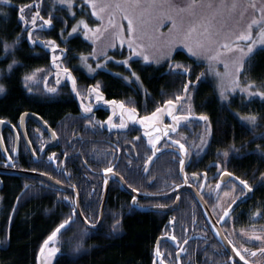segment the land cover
<instances>
[{
  "label": "flooded vegetation",
  "instance_id": "af4514ba",
  "mask_svg": "<svg viewBox=\"0 0 264 264\" xmlns=\"http://www.w3.org/2000/svg\"><path fill=\"white\" fill-rule=\"evenodd\" d=\"M56 70L64 74L62 69ZM103 70L106 69L99 72ZM99 72L96 71V74ZM52 73L53 69L45 71L44 79L46 81L42 83V88L45 87V89L43 88L44 96L46 98L49 96L50 101L53 102H70L75 109L64 113L65 119L63 118L62 121L58 119L54 123L47 117L31 111L23 112L16 121L0 118L12 125V127L7 126L1 130V139L5 145V150H3L0 144V150L4 157L0 161L1 167L14 166L18 169L32 170L50 176L60 185L41 178H32L38 179L40 184L53 191H59L62 194L61 199L69 194L72 195L75 207L78 198L79 209L83 216H87L86 212L89 213V211L81 208L82 202L84 204L92 203L95 198L96 184L103 180L102 194L100 193L99 197H96L101 200V216L102 204L106 196L107 182L105 183V181H108L104 169L114 166V173H119L117 176L123 177V179L116 178L111 181L105 209L109 196L115 188L121 189L123 192L119 193L124 195L130 203L129 205L122 204L123 207H134L135 210L140 211L149 209L167 216L170 231L167 233L163 231L159 237L164 236L166 237L165 242L176 244L177 250L160 257L159 264L161 262L162 264H233V261L236 264H245V260L248 264H264V253L259 251L264 248V178L260 176L264 172V146L239 145L234 147L237 153H234L233 159L231 158L230 164L227 165L222 162L223 156L220 157L219 153L214 156L209 155L211 147L208 148V151L197 156L187 143L177 137L178 133L185 132L189 123L201 122L200 124H202L205 122L199 119L201 115L207 116V114L202 108L198 110L197 96L192 104H195L194 112L184 111L183 105L186 101L184 99L179 104L180 108L177 113L181 116L192 113L198 118L191 115L192 118L188 119L189 122L173 131L171 129L176 127V122L172 121V125H170L171 119L167 116L162 121H159L160 117H157L147 124L138 122L144 116L151 115L155 111L156 107L150 106L151 102H155L152 99L110 97L104 90L103 80L98 77V80L91 81L95 75H90V71L86 69L81 74L75 73L76 91L80 93L76 98L78 102V106H76L73 99V96L77 95L76 91L69 88V85H72L71 80L66 76H60L64 82L56 83ZM96 84H99V91L102 93V99L99 101L96 100V93L92 91ZM199 84L200 81L193 82L191 87L196 86L198 89ZM49 88H56V91L49 92ZM198 90L196 95H198ZM108 101L116 103H108ZM121 102L124 103L125 108L136 109L134 120L128 119L127 111L121 116ZM84 107L92 108V112L86 113ZM25 113L36 114L41 119L30 116L22 122V115ZM109 117H112V123L115 124H119L123 119L128 127L125 129L111 127L107 123ZM89 118H91L92 124L88 123ZM73 119L88 123L90 132L88 133L86 125L81 127L85 131L81 130L74 124ZM254 134L262 138L264 131L256 130ZM99 135H103V144L99 141ZM136 137L140 139L137 140ZM156 138H159V143L155 148L159 151H155L153 156L154 149L150 139L155 140ZM176 140L185 144L188 150L186 155L174 143ZM261 142H264V139ZM23 148L27 151L25 159L31 156L36 161L42 160L45 171L15 165V160H17L15 157L21 155L20 152ZM224 149V147L216 148L219 152ZM84 153L88 154V161L83 158ZM53 154H55V158L49 159ZM65 154L67 155L65 156ZM243 157L253 160L261 159L258 164L259 167H262L260 171L257 172L254 167L248 172H242L239 163L240 158ZM149 158H151V163H146ZM180 159L185 161L183 172L179 170ZM145 167L147 171H144ZM224 171L231 172L232 176L222 177ZM77 173L81 175L77 183H74L73 177L75 178ZM91 174H97L101 178ZM84 177L88 181L89 189H92V195L89 191L88 197L82 198L79 190L85 187L82 184ZM240 180L247 181L253 190L248 192L247 189H244L243 185L239 183ZM159 182L162 184L156 188ZM217 184H220V188H216ZM174 191L175 193H172ZM225 192L228 193L227 196L224 195ZM64 193L66 195H63ZM165 194L169 195L157 197ZM144 195H149V197ZM199 195L209 207L210 216L203 201L199 199ZM177 196H179L178 200ZM157 205H164L162 208H168V210H159ZM84 207L86 206L84 205ZM229 207H231L230 216L224 217L223 222H220L223 210ZM257 211L261 213L259 216L254 215ZM212 221L217 222V229ZM175 229H180V232L184 233L183 239L175 235ZM219 230L222 235L224 234L228 243L231 241L229 244L233 252L224 245ZM253 234L261 236L262 239H254ZM173 235L177 238L175 241L171 239ZM184 240H187V244L183 243ZM181 248L184 251H181ZM245 249L248 251H244ZM237 250L245 257V260H240L236 255ZM251 252H256L257 255L251 256ZM198 254L200 260L196 258Z\"/></svg>",
  "mask_w": 264,
  "mask_h": 264
},
{
  "label": "trees",
  "instance_id": "16d2710c",
  "mask_svg": "<svg viewBox=\"0 0 264 264\" xmlns=\"http://www.w3.org/2000/svg\"><path fill=\"white\" fill-rule=\"evenodd\" d=\"M30 3L36 4L39 3V0H12L5 10L6 14H0V84L5 87V93L0 95V118L16 121L23 112L31 111L47 117L54 123L58 119L62 121L65 117L63 114L75 109L74 105L65 101L53 102L50 101L49 96L46 98L41 93L29 92L24 86L23 75L25 72L35 69H53L51 75L55 82L57 83V80L64 82L60 76L66 75L56 70L58 68L52 61L53 53L50 48L45 47L43 41L55 40L61 48L69 49L67 58L63 60L59 69H62L63 66L69 67L74 77L75 73L81 74L86 70L78 63V60L81 54L87 55L92 46L80 34L67 35L75 24L74 20L80 18L81 11H78L76 17H73L66 6L58 5L53 0H44L40 7L41 16L47 18L49 13L52 14L53 25L51 27L47 25L41 27L42 21L39 18L35 28L30 22L25 27L24 23L19 20L18 7ZM34 11L35 9H26L25 15L28 16ZM81 14L89 22H93L89 15H85L83 12ZM62 29L67 37L66 42L60 35ZM28 31H32L33 38L37 39L35 45L27 39ZM18 38L19 42L17 43ZM5 43L12 45L7 51L4 49ZM56 54L59 55V49ZM176 59L183 61L176 62ZM254 59L253 67L249 69L246 76L247 79L260 83L264 81V49L254 55ZM13 61L16 63L13 64ZM57 63H61V61H57ZM176 64L181 67H175ZM9 65H12L11 71ZM182 66H188L190 73L185 72ZM201 68L202 64H197L193 58L178 51L172 62L167 60L162 65H155L144 64L141 60L135 59L131 61L130 66L112 65L111 69L114 71L103 70L91 81L98 77L101 78L105 84L104 90L110 97L134 99L146 97L155 101L150 103L151 107H157L164 101L166 103L168 99L176 100L178 94L184 92V86L188 80H194V77L199 75ZM133 72L139 77L138 80L136 76L132 75ZM43 80V82L46 81V79ZM69 86L72 88L71 84ZM200 86L201 94L197 95V106L198 110L202 108L206 112L208 123L212 127L209 146L211 147L209 152L211 156L219 152L216 150L217 147L264 146V142H261L264 135L260 138L254 134L256 130L264 131V101L257 102L255 105L253 113L258 116V121L256 126H252L247 121L244 122L235 116L232 109L237 110L239 106L236 99L228 105H224L213 93L210 84ZM43 88L45 89V87ZM76 98L77 95H74V103L78 106ZM246 105L244 111L247 110ZM222 118L225 120L224 124L220 123ZM73 121L80 129L86 125L88 133L90 132L88 123L76 119ZM102 130L105 131V129ZM99 136V141L103 144V135ZM20 153L21 155L14 156L17 158L16 166L45 171L42 160L36 161L31 156L25 159L27 155L25 148L21 149ZM2 158L4 157L0 150V161ZM83 158L88 161V154L84 153ZM260 160L259 158L253 160L243 157L240 158L239 167L242 172H248L254 167L259 172L262 168L258 165ZM80 175L77 173V176L73 177L74 183H77ZM91 175L101 178L97 174ZM85 178L82 182L85 187L79 190L82 198L88 197L89 191L90 193L92 191ZM161 184L162 182H159L156 188ZM103 185V180L96 184L95 198L92 203L84 204L82 202L81 207L83 210L89 211V213L85 212L90 219L94 214H98L95 216L97 221L100 216L101 200L96 197H99L100 193L102 194ZM119 192L123 191L114 188L109 196L103 222L97 228L88 227L77 216L72 218L74 223L67 225L57 236L56 242L60 251L56 254L52 264H159V259H155L157 258L155 246L163 231L164 233L170 231L167 216L149 209V211H140L135 210L134 207H123L130 203ZM61 195L59 191H53L40 184L38 179L0 174V264L38 263V255L45 240L64 222L70 215L71 209L75 207L72 195L69 194L67 200L61 199ZM117 220H119L118 225H116ZM113 225H116L115 229ZM86 227L88 231L84 235ZM175 231L177 237L184 238L185 235L180 232V229H175ZM81 241L83 247L76 251V246ZM175 249L177 250L176 244L172 245L165 241L159 248L162 256L173 253ZM196 258L200 260L199 254ZM168 261H170L169 258Z\"/></svg>",
  "mask_w": 264,
  "mask_h": 264
},
{
  "label": "snow or ice",
  "instance_id": "6c2138e0",
  "mask_svg": "<svg viewBox=\"0 0 264 264\" xmlns=\"http://www.w3.org/2000/svg\"><path fill=\"white\" fill-rule=\"evenodd\" d=\"M44 0H39V3L36 4H28L24 6L18 7L19 12V20L22 21L25 25V27L28 26L29 22L35 28L37 25V19L39 18L40 21H42V24L40 25L43 27L44 25H47L51 27L53 25V16L51 13L48 14L47 18L41 16L40 14V7L43 5ZM242 0H219L217 3V0H188L185 6L183 7H176L171 4L170 0H124V4L127 5L128 8H134L139 9V13L136 15L135 18L125 15V19L128 21V29L134 34L133 36V42L135 39V33L139 32V38L141 41H147V44L141 43L137 45V48H145V47H156L160 41V38L162 36V33L160 32V29L163 28V21H170L171 26L169 27V39L166 41L167 44L172 45L173 47L177 44H183L185 48L191 53L192 56H202L205 54V52L210 51L211 49L208 47L214 42V37L218 35V31H216V18L218 15H221L224 12L228 13H234L240 6H241ZM10 3V0H0V4H8ZM55 3L58 5H66L67 10L71 13L73 17L76 16V11L74 8L78 7L81 12H83V9L85 6L89 7L91 9L90 15L95 16L98 20H104V16L101 15V13L108 11L112 8L120 9L121 11H124V5L116 3H101V0H83V3L77 4V0H55ZM262 5H264V0H261ZM251 8L256 9L257 6L255 3H251L249 5ZM55 7V5H54ZM208 8L212 10L211 15L203 17L199 20L198 24L196 25H190L186 31L181 32V27L183 24V14L187 13L190 16L196 15V9L197 8ZM26 9H35L33 13L26 16L25 10ZM174 9V11H173ZM179 21V22H178ZM66 23V21H65ZM108 27H117L115 24H113V21L111 19V16H109L108 19ZM257 29V36L258 38H254L253 36V29ZM199 29V31H198ZM107 31V28L102 29L100 25H97L94 29L89 26L87 21L81 19L78 20L74 26L71 27L70 31L68 32V36H72L75 33L81 32L83 37L85 39H98L99 34L101 31ZM193 34H196L198 37H202V39H197L193 41L192 37ZM61 37L64 38L65 42L67 41V37H65L64 30L62 29L60 32ZM27 39L32 43L36 44L37 39L33 38V32L28 31L27 32ZM19 42V38L16 41ZM123 39H121L120 43L123 44ZM133 42L129 43V48H133ZM45 47H48L51 49L53 56L52 61L55 67L58 69L61 68L63 60L67 58V55L69 53V49L67 47L61 48L59 44L56 43L55 40L51 41H43L42 42ZM241 43L244 44V46H241ZM115 46V45H112ZM258 46H264V6L260 7L257 10V18L253 19L250 23L247 24L246 29L242 32H240L237 36L235 41L232 44L225 43L222 44L221 47L229 53H237L235 58H233L230 62L229 61H223L220 59V56L222 55L221 52L217 51L213 55H208L206 58L209 60V65L211 67V70L215 76L219 78V89H220V97L224 101H229L230 95L232 93H235L237 90H239L242 94L246 95V98L248 100H251L253 97H259L261 100H264V82H261L260 84H257L256 81L252 79H245L241 80L242 74L247 75L249 71V67L252 63V59L256 53ZM12 45H9L7 43L4 44V49L7 51L9 48H11ZM59 49V55H57V50ZM134 55H141V51L133 50ZM80 59L85 65L88 67L90 72L95 71L91 67V65L87 64L88 56H85L83 54L80 55ZM145 60H148V56H144ZM57 61H61V63H57ZM16 61H13V64H15ZM120 63L128 64V60L120 61ZM216 63H223L225 72L220 73L216 67ZM99 63H97V67H101ZM175 67L180 68L181 65L176 64ZM12 65H9V70L11 71ZM63 73L71 80L73 91H76V84L77 81L74 76L71 74V70L67 66L62 67ZM185 72L190 71V69L185 68ZM133 76H136V74L133 72ZM206 75V73H201V76ZM136 79L138 80L139 77L136 76ZM200 77H197V81H199ZM36 80V72H33L31 74H26L23 77L24 86L27 88L29 92L32 91L31 83H33ZM57 83H59V80H57ZM191 84V81L188 82ZM49 92H55V88H49ZM93 92L96 93V100L102 99V93L99 91V84H96L93 89ZM188 91V86H184V92L186 93ZM5 93V87L0 84V95ZM77 96L80 95L78 91H76ZM182 99V97H176V100ZM83 102V101H82ZM108 103H116L115 101H108ZM174 100L169 99L166 101V104L169 106L174 105ZM120 109H121V116H123L124 112L127 111L128 113V119L134 120V116L136 113L135 108H125V105L123 102L120 103ZM84 111L86 113H91L92 108L90 107H84ZM163 111L162 108H157L155 112L151 114V116H144L141 120L138 122L141 124H145L147 121L155 120L158 113H161ZM168 115L172 116V120L179 124L181 120H188L190 117L187 115H173L171 110H169ZM200 120L208 121V117L206 115H201L199 117ZM242 120L247 121L252 126H256L258 121V116L255 114H250L241 117ZM2 122V121H0ZM88 123L92 124L91 118L88 119ZM108 124L111 125L113 128H120L125 129L128 127V124L122 119L119 124L112 123V117L108 118L107 121ZM171 130L175 131V128H172ZM55 135V133H53ZM150 136V134H148ZM137 140H139V137H136ZM150 143L153 146V156L155 155V151H159V149H156V144L159 143V138H156L155 140L150 139ZM175 144L179 146V149L186 155L187 154V148L184 143H181L179 140L174 141ZM201 143L203 144L204 141L202 140ZM259 147V146H258ZM67 154H65L66 156ZM223 155L225 157L228 156V152H224ZM55 154H53L52 157H49V159H54ZM11 160V158H9ZM86 163V162H85ZM146 163H151V158H149ZM179 170L181 172L184 171L185 161L184 159L179 160ZM219 167V165H218ZM144 171H147V168H144ZM105 173H114V166H109L104 169ZM116 175H119V173H114ZM196 175L195 173L193 174ZM206 175V174H205ZM228 176L231 177L232 173L224 171L222 172V177ZM186 178V177H185ZM123 179V177H121ZM237 179H239L237 177ZM107 181H105L106 183ZM239 183L243 185L244 189H247L248 192H251L253 189L245 180H240ZM131 187V185H128ZM27 187V186H26ZM216 188H220V184L216 185ZM133 191H136V189H133ZM78 196L79 194L76 193ZM224 195H228L227 192L224 193ZM64 199H69V197L65 196ZM176 199H179V196L176 197ZM135 202V198H134ZM235 203V201H233ZM157 207H164V205H157ZM231 212V207L223 210L222 216L220 217V222H223L224 217H229ZM81 213V210L79 209L78 205L76 207H73L71 209L70 215L64 220L63 223H61L55 231L52 232L51 235L48 236L47 240L44 242V246L40 249V254L43 257L45 255V251L47 250V259L50 261L52 257L56 255L57 252L60 251L59 248H49V242L54 241L60 233L61 229H64L67 225H70L74 223L72 217L73 216H79ZM261 213L257 211L254 213V215L259 216ZM98 214H94L93 218L90 219L87 216L82 217L83 222L87 225H91L92 227L96 226V223L98 222L95 219V216ZM119 224V220H117L116 225ZM116 225H113V228H116ZM88 231V228L86 227L84 229L83 234L86 235ZM253 238L256 240L262 239L261 236L253 234ZM172 240H176V236L173 235L171 237ZM183 243L187 244V240H184ZM231 243V241H229ZM83 247V243L77 244L76 251H79ZM181 251H184L183 248H181ZM244 251H248L245 249ZM261 253H264V248H261L259 250ZM161 252L159 248L156 249V256L161 257ZM236 255L239 256L240 260H245V257L240 254V252L237 250ZM251 256H256V252H251ZM162 264V262H161ZM233 264H236L235 261H233ZM245 264H248V262L245 260Z\"/></svg>",
  "mask_w": 264,
  "mask_h": 264
},
{
  "label": "rangeland",
  "instance_id": "374dc122",
  "mask_svg": "<svg viewBox=\"0 0 264 264\" xmlns=\"http://www.w3.org/2000/svg\"><path fill=\"white\" fill-rule=\"evenodd\" d=\"M12 0H10L11 3ZM55 2V0H53ZM171 4L176 6V7H183L186 5L188 0H170ZM219 0H217V3ZM0 4V14L5 15L6 14V8L10 4ZM83 3V0H77V4ZM101 3H119L124 5L125 10L121 11L120 9L117 8H112L109 9L106 12L101 13V15L104 16V20H98L95 16L90 15L91 9L87 6L83 9V13L85 15H89L92 19L93 22H89V20L85 17L82 16V12L80 14V18L77 20H74L76 23L78 20H85L89 24L90 27L93 29L97 26L100 25L102 29L107 28V31H101L99 34V38L96 39H85L82 35L81 32L75 33V34H80L86 41H88L92 48L91 51L85 55L88 56L87 64L91 65L95 71L90 72V75H95L97 76L96 71H100L102 69H106L108 71H114V69H111L112 65H117V64H124L120 63V61L128 60V64H124L125 66H130L131 61L135 59L141 60L144 64H155V65H162L165 63L167 60L172 62L173 57L175 58V55L178 51L184 52L187 56L190 58H193L194 61L197 62V64H202L201 71L198 73L199 75L197 77H203V81H200L199 85H207L210 84L212 87L213 93L217 96V98L220 100L221 103H224V105H228L231 103L232 100L236 99V103L239 105L237 110L232 109L234 111L235 116L238 119H241V117L254 114L253 112L255 109V105L257 102L264 101L261 100L259 97H253L251 100H248L246 98L245 94H242L239 90H237L235 93H232L230 95L229 101H224L220 97V89H219V78L215 76L211 70V67L209 65V60L206 58L208 55H213L217 51L221 52L222 55L220 56V59L223 61H231L237 53H229L227 50L223 49L221 47L222 44L229 43L232 44L236 36L244 31L246 29V26L248 23H250L253 19L257 18V10L264 6L261 3V0H242L241 6L234 12V13H228L224 12L221 15H218L216 18V31H218V35L214 37V42L209 45L208 47L211 49L210 51L205 52L204 55L202 56H192L191 53L183 46V44H177L174 47L170 44H167L166 41L169 39V27L171 26L170 21H161L163 23V28L160 29V32L162 33V36L160 38V41L156 47H145V48H137V45L144 43L147 44V41H141L139 38V32L135 33V39L133 42V36L134 34L128 29V21L125 19V15L131 16L133 18L136 17V15L139 13V9H134V8H128L126 4H124V0H101ZM251 3H255L257 8L253 9L249 5ZM66 6V5H62ZM76 11V15L78 11H81L78 7L74 8ZM174 11V9H173ZM196 15L195 16H190L187 13L183 14V24L181 27V32L186 31L187 28L190 25H196L198 24L199 20L203 17L209 16L212 13V10L204 7V8H197L196 10ZM70 13V12H69ZM71 15V13H70ZM72 16V15H71ZM109 16H111V19L113 21V24H115L117 27H108V19ZM76 17V16H75ZM179 22V21H178ZM75 25V24H74ZM73 25V26H74ZM199 31V29H198ZM73 34V35H75ZM253 36L254 38H258L257 36V29H253ZM202 39V37H198L196 34H193V41L197 39ZM121 39H123V44L120 43ZM133 42V48H129V43ZM115 45V46H112ZM241 46H244L243 43H241ZM261 49H264V46H258L255 55L261 51ZM133 50H138L141 51V55H134ZM148 56V60L144 59V56ZM177 61H183L181 59H176ZM255 62V59L253 57L252 63L249 67V69H252L253 63ZM78 63L84 68L88 69V67L81 61V59L78 60ZM97 63L102 65L101 67H97ZM111 65V66H110ZM174 64L172 65V67ZM184 67L188 66H182L183 70L185 69ZM216 69L220 73H224L226 70L224 68L223 63H216L215 64ZM50 69H35L33 71H27L25 72L24 75L26 74H31L33 72H36V80L31 83V88L32 91L31 93H41L44 95V89L42 88L43 86V79L45 75V71H48ZM26 71V70H24ZM23 71V72H24ZM89 71V69H88ZM201 73H206V75L201 76ZM23 75V77H24ZM197 77H194V82H199L197 81ZM205 79V80H204ZM247 79V76L242 74L241 80ZM95 80H98L97 78ZM264 82V81H262ZM261 83V82H260ZM257 82V84H260ZM199 89V90H198ZM197 87H191L189 94L185 97L186 101L183 105L185 107L184 111L187 112L188 110L191 112H194V107L195 104H193V100L196 95V91L198 90V94H201L199 91L201 89V86ZM179 97H182V93L178 94ZM255 101V102H253ZM174 105L169 106V105H158L157 108H162L163 111L161 113L157 114V117L159 118V121L163 120L166 116L171 119V124L172 125V116L168 115L169 110H171L173 115H178L177 111L180 108L179 103L177 100H174ZM247 103H250L251 105L248 106ZM247 104V105H246ZM246 105L247 110L244 111V107ZM233 107V106H231ZM155 109V110H156ZM237 111V112H236ZM155 112V111H154ZM192 113L188 114L190 118L192 117H197L195 115H192ZM151 116V115H148ZM156 117V118H157ZM189 118V119H190ZM242 120V119H241ZM154 121V120H152ZM246 122L245 120H242ZM188 120H181L179 124L175 123V130H177L179 127L184 126ZM193 122V121H190ZM225 120L222 118L220 120V123L224 124ZM150 123V121L145 122V124ZM201 123V122H200ZM198 122H193L189 123L187 125V129L185 130L184 133H178V138L182 139L183 142L187 143L188 146H190L192 152L194 154L201 155L202 153L208 151V148L210 146L211 138H212V127L209 125L208 121H205L204 123L200 124ZM204 141L202 144L201 141ZM234 146H228L225 147L223 151L218 152L219 156L222 157V162L227 165L228 163L230 164L231 158L233 159L234 154L237 153V150L235 151ZM233 149V150H232ZM224 152H228V156L225 157L223 155ZM217 153V154H218ZM210 155V154H209ZM195 156V157H197ZM219 157V158H220ZM264 178V172L260 175ZM49 248H59L58 243L56 242V239L52 241V243L48 245ZM58 253V252H57ZM56 253V254H57ZM56 256V255H55ZM54 257L51 258L49 261L47 259V250L45 251V261L40 263V264H52L54 261Z\"/></svg>",
  "mask_w": 264,
  "mask_h": 264
},
{
  "label": "water",
  "instance_id": "95a60500",
  "mask_svg": "<svg viewBox=\"0 0 264 264\" xmlns=\"http://www.w3.org/2000/svg\"><path fill=\"white\" fill-rule=\"evenodd\" d=\"M187 86H188V88H189V84H188ZM187 93H188V91H187L186 93L184 92V93H183V96H182V99L177 100V102H178L179 104L181 103V101H182L183 99H185V97L187 96ZM166 105H167V104H166ZM30 116H34V117H37V118L41 119V118L38 117L36 114L25 113V114L22 115V122H23L25 119H27L28 117H30ZM195 118H196V117H195ZM0 121H2V122H0V144H1V147L3 148V150H5V145H4V143H3V140L1 139V130H2L3 128L7 127V126H9V127L11 126V127H12V125H11L8 121H6V120L0 119ZM17 138H18V137H17ZM0 174H12V175H17V176L37 177V178H41V179L47 180V181H49V182H54V183L60 185V184L57 183L54 179H52L50 176H48V175H46V174L38 173V172H35V171H32V170L18 169V168H15V167H13V166H11V167H1V166H0ZM106 175H107L108 181H107V185H106V196H105V200L103 201L102 209H101V219L99 220V222L96 224L95 227H92L91 225H87V224H86L87 226L92 227V228H97V227L102 223V216H103L104 209H105L106 197H107V194H108V188H109V186H110L111 181H112L113 179H116V178L121 179L119 176L115 175L114 173H107ZM121 180H122V179H121ZM124 184H125V183H124ZM177 191H179V189H177ZM76 193H77V191H76ZM172 193H175V191L172 192ZM169 194H171V193H169ZM169 194L158 195L157 197H164V196H167V195H169ZM144 196H145V197H149V195H144ZM199 199H201V200L203 201L204 206L206 207L207 212L209 213V216H210L211 213H210V211H209V207L205 204L203 198H202L200 195H199ZM77 205H78V207H79V204H78V198H77ZM158 209H159V210H168V208H162V207H158ZM79 216H80V219L83 221V219H82V217H84L83 214L80 213ZM212 222H213V221H212ZM213 224H214L215 228L217 229V228H218V226H217V225H218L217 222H213ZM61 230H62V229H61ZM217 232H218V230H217ZM219 233L221 234L220 230H219ZM222 233H223V232H222ZM58 234H59V233H58ZM57 236H58V235H57ZM225 238H226V237L224 236V234H223V235L221 234V239L223 240L224 245L226 246V248H227L229 251L233 252V251H232V247H231V245L226 241ZM56 239H57V237H56ZM164 239H166V237H164V236L159 237V239H158V241H157L156 249H157V247L159 246L160 242H161L162 240H164ZM51 242H52V241H51ZM49 243H50V242H49ZM43 246H44V244H43ZM157 258H160V257H157ZM44 261H45L44 256L42 257L41 254H40V252H39V256H38V264H40V263H42V262H44Z\"/></svg>",
  "mask_w": 264,
  "mask_h": 264
},
{
  "label": "bare ground",
  "instance_id": "6f19581e",
  "mask_svg": "<svg viewBox=\"0 0 264 264\" xmlns=\"http://www.w3.org/2000/svg\"><path fill=\"white\" fill-rule=\"evenodd\" d=\"M101 219V216H99V220ZM102 219H103V216H102ZM99 220H98V222H99Z\"/></svg>",
  "mask_w": 264,
  "mask_h": 264
}]
</instances>
